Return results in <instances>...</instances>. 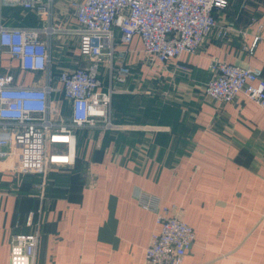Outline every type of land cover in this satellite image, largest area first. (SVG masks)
Here are the masks:
<instances>
[{"label":"crops","instance_id":"0c3cea01","mask_svg":"<svg viewBox=\"0 0 264 264\" xmlns=\"http://www.w3.org/2000/svg\"><path fill=\"white\" fill-rule=\"evenodd\" d=\"M72 1L54 0L56 72L81 58L78 37L66 30L77 24ZM217 16L219 26L177 60L153 59L138 35L129 46L118 44L131 50L130 73L115 84L112 104L131 122L116 130L78 129L75 163L52 167L43 188L39 174L15 173L0 163V264H10L13 235L33 229L26 218L39 207L35 264H146L156 213L139 204L138 190L158 196L195 229L182 264H264V109L243 93L221 102L203 90L213 58L264 71V0L244 7L233 0ZM48 20L0 2L3 25L42 27ZM222 26L234 30L222 38ZM259 27L261 39L249 54L242 47ZM176 61L188 70L177 69ZM0 69L20 85L44 82L42 72L22 70L3 48ZM141 96H148L142 104L131 100Z\"/></svg>","mask_w":264,"mask_h":264},{"label":"built area","instance_id":"2783aa9c","mask_svg":"<svg viewBox=\"0 0 264 264\" xmlns=\"http://www.w3.org/2000/svg\"><path fill=\"white\" fill-rule=\"evenodd\" d=\"M233 0H73L77 24L67 27L78 37L84 63L54 70L50 37L59 28L52 23L54 0H0L48 16L42 27L3 25L0 49L7 50L27 72H42V84H18L11 73L0 69V163L20 174H39L42 188L52 167L76 161L77 131L91 127L119 129L113 122L116 83L126 82L130 73L126 47L136 35L144 51L160 62L177 60L194 53L219 26L217 14ZM248 0H241L244 7ZM243 49L253 54L261 39L260 30ZM231 27L222 26L219 37L229 36ZM241 32H243L241 30ZM46 35V38L43 36ZM106 70L105 87L102 70ZM176 68L188 70L176 61ZM212 72L203 86L205 94L221 102L240 93L264 109V71L213 58ZM58 114V118H56ZM136 198L156 213V227L146 248V264H182L196 238L193 226L171 214L158 196L138 190ZM41 207L30 210L26 225L30 232H18L11 241L10 264H35L40 243Z\"/></svg>","mask_w":264,"mask_h":264},{"label":"rangeland","instance_id":"374dc122","mask_svg":"<svg viewBox=\"0 0 264 264\" xmlns=\"http://www.w3.org/2000/svg\"><path fill=\"white\" fill-rule=\"evenodd\" d=\"M71 49H75V47H76V44L75 43H72L71 42V44H70V46H69ZM81 63H84L83 62V60H82V58H80L75 64H81ZM101 70H102V76H100L101 77V79L103 80V82H104V86L106 87V85H108V77L107 76H105L106 75V70L104 69L103 70V68L101 67ZM147 98H148V96H145V97H143V96H141V97H137V98H131V100L133 101V102H136V103H139V104H142V102L143 101H146L147 100ZM120 102L118 103V107L119 106H121L122 105V100H119ZM115 102V101H114ZM112 119H113V122L114 123H116V124H118V125H122V123H127V122H131L130 120H128V116L129 115H127V113L126 112H124L123 111V113L122 114H120V113H118V114H116L117 112H116V104L115 103H113L112 104ZM120 116H123L124 118H118V117H120ZM59 116H58V114H57V116H56V118H58ZM150 118V117H149ZM124 125H126V124H124ZM121 127H123V126H121Z\"/></svg>","mask_w":264,"mask_h":264}]
</instances>
